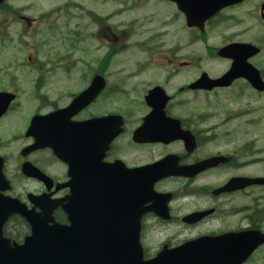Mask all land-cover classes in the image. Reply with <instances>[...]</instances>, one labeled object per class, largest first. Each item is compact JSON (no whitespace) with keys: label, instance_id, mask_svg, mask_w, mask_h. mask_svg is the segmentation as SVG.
Here are the masks:
<instances>
[{"label":"flooded vegetation","instance_id":"1","mask_svg":"<svg viewBox=\"0 0 264 264\" xmlns=\"http://www.w3.org/2000/svg\"><path fill=\"white\" fill-rule=\"evenodd\" d=\"M111 1L114 3L112 14L115 15L109 21L113 19V23L111 26H104L106 33L112 35V37L108 36L109 39L115 44L120 42V38L114 33V31L117 33V29L120 27L123 30L121 34H126L125 46L129 50L135 49L145 56L127 59L115 57L79 58V61H87L89 66L94 64L93 70L89 71V68L81 63L84 72H80L78 78L83 79L81 83L83 88L79 92L89 88L98 76L105 78L106 86L94 103L85 108L74 120L84 122L108 117L116 123L117 127L122 128V133L110 144V150L105 158L107 163L119 160L132 169L154 164L173 155L174 163L187 175H190L192 167H196V170L199 171L194 177H171L157 183L155 190L163 196L158 202L163 208L159 213H142L141 208L150 205L149 202L142 200L140 204V247L143 257L145 259L154 258L163 250L173 251L184 242L200 237L217 238L227 234L261 230L264 227V185L241 186L242 183L238 182L239 179L264 178V149L257 146L260 139L255 138L245 142V139H232L226 132L222 136L218 133L219 128L206 125L214 116L210 117L206 112V115L200 114L203 110L202 106H196L197 109L194 106L198 103L196 100L199 98L205 100L206 96L220 91L229 93L235 91L234 96H242L244 89L238 85L240 83L246 85V80L238 79L230 87L216 88L211 91L189 89L190 85L206 73L204 70L198 69V64L202 59L177 57L178 49L176 48H173V51L169 53L165 52L166 34H188L190 35L189 40L192 41L191 37L194 33L199 32L197 21L189 18L187 14L188 11H195L191 10L192 1L195 0ZM251 1L253 0H246L242 4L226 10L232 8V10H238ZM186 2H189L188 6ZM75 5L84 6L82 3H74L72 6L67 3V8L61 10L65 22L68 23L64 26L67 31L66 36H68L64 37L67 45L73 39L75 44L82 45L83 41L79 35L85 29L90 28V26L78 25L74 26L75 29H69L72 20L70 9ZM115 7H117L116 10ZM257 8L262 17L264 0L257 4ZM119 10L124 17L122 22L117 20V17L120 16ZM1 11L4 13L6 11L13 12L7 6H3ZM222 12L214 18L207 19L206 32L217 29L224 18ZM57 14L58 11H51L52 17ZM93 14L95 18L89 16L88 20L100 30L99 21L102 18L95 12ZM18 17L23 18L21 13L18 14ZM27 20L30 24L37 22L33 19ZM58 29L59 27L55 25L54 31L58 32ZM52 34L57 35V33ZM135 39L142 40L131 43L132 47L130 42ZM78 50H82L83 53L88 52L83 47H78ZM167 54L169 56L165 57ZM227 62L229 67L225 73L232 64L231 60H227ZM59 65L53 66L52 72L50 71L51 75H48L50 79L55 76L56 68ZM50 66L52 67V65ZM192 66H196L194 78L177 89L173 88L175 85L173 77L176 73ZM64 67L68 71V67ZM224 74L220 76L208 75L217 79ZM67 75L71 78L76 77V75L70 74V71ZM67 75H64L65 78L68 77ZM48 86L47 96L44 99L47 103L43 106L45 108L41 107L43 108L41 113L50 114L69 107L76 92L67 91L51 97V94L56 90L55 82L48 80ZM50 87L53 88L50 90ZM167 119L179 121L181 130L177 129L173 121L171 123L175 127L176 135L181 134L182 138L172 140L174 138H170L172 134L168 132V137L162 141H134L135 134L144 128L145 137L156 133L161 135L162 130L158 129L162 128L164 124H168ZM26 133L27 129L24 133L26 141L23 146L33 143L30 138L25 136ZM19 135L22 140V134ZM222 141L223 144H220ZM215 146H222L223 151L215 149ZM157 152L160 154L156 155ZM141 154L149 155V160L143 161ZM19 156L17 157L20 166L25 161H30L53 180L50 190L43 182L33 180L37 185L34 194L40 195L49 192L53 194V199L61 198L67 194V190L57 191L56 187L69 181L68 166L58 160L50 150L36 151L26 158ZM118 172L123 173L120 168H118ZM235 183L240 184L241 189L234 188ZM171 184L175 186H169ZM11 194L21 199L30 209L35 208L38 211V208L28 200V192L13 191ZM166 194H170V197H166ZM195 215L203 216L195 223L185 221L186 218ZM43 220H47V218H43ZM82 220L84 223L87 222L85 218ZM70 223L64 213L58 209L54 212L53 219L47 220L44 224H47L50 229L53 224L69 226ZM3 231L6 238L20 246L28 239L39 236L33 230L30 221L22 217L9 219ZM187 233L189 235H186ZM55 235L57 236V234ZM44 237L49 238L50 236L44 235ZM55 246L56 244L49 251L43 249V253L51 255L55 251ZM98 254H100V242L91 240L89 252L86 255L94 258V263H96Z\"/></svg>","mask_w":264,"mask_h":264},{"label":"rangeland","instance_id":"2","mask_svg":"<svg viewBox=\"0 0 264 264\" xmlns=\"http://www.w3.org/2000/svg\"><path fill=\"white\" fill-rule=\"evenodd\" d=\"M72 1L82 3L85 7L74 9L73 12L75 14L73 13V15H77V10L80 12L82 10H94L96 13L102 15H110L114 9V5L110 0H23L19 3L28 8L25 10V15L37 18L50 9H58L60 8L58 7L59 5L71 3ZM262 1L263 0H253L249 2L250 4H246L245 7L226 12L224 14L226 20H223L217 29L211 30L210 33H206L205 38L199 39L198 37L200 34H198L197 42L195 43L189 41L188 34L181 33L175 37H173V35H166V51L174 47L180 48L177 57L183 59H202L198 64L199 69L204 70L212 76H220L225 73L229 64L227 61L219 59L217 53H212L211 56L209 48L220 49L231 42L252 43L261 47L263 50L259 56L253 58L252 63L260 70H264V20L261 19V14L257 8V4H260ZM57 19H59V21H57V26H59L57 35L54 36L47 25H41L38 28L39 34L36 40L27 37L20 38L28 43L27 51L17 43L19 33L23 31L21 28L22 26L19 24L6 25L5 36L2 37L7 39V42L4 45L0 42V91L11 92L16 91L18 88L21 98H25L24 102L27 103L28 97H26V94L31 90L37 92L38 89L39 92H37V94H43L42 99H46L49 89L46 83L48 80H53L55 86L57 85L56 87L54 86L56 90L51 94V97L67 91L75 93L83 88L78 78V68H75L71 72V74H75L76 77L71 78L66 74L68 77L65 78L61 65H59L62 63L61 57L68 55L67 57L74 59L98 57V54L95 53L92 55L89 53L86 55L82 50H78V45L74 48L67 45L64 37L67 38L68 36H66L67 31L64 29V26L68 25V23L65 22L63 13H60ZM123 20L124 17L118 18V21ZM74 25H80L75 18L70 22L69 29H75ZM137 40L140 41L142 39H135L130 43H135ZM92 44L97 43L92 42ZM99 53L100 56H104L107 53V49L102 48ZM27 56L32 57V60L29 62L33 63L34 66H41L40 63H44V69H50V64L53 66L59 65L56 68L55 76L50 79L48 75L50 76L52 71L49 72L50 74L48 72L44 73L42 68L45 79L37 88L35 86V89H32L31 81H34L33 76H30L29 72L22 68V64L25 62ZM115 56L119 59H127L145 55L141 54L139 51L130 52L123 50ZM165 57L168 56L166 55ZM34 58L36 60H34ZM51 59L54 61L53 64ZM195 67L196 66L189 67L176 73L173 77V82L175 84L173 88L177 89L181 87L182 84L190 82L196 74L194 73ZM238 87L244 89V95L236 97L234 96L235 91H231L230 93L227 91H220L206 96L205 100L204 98H199L196 100L198 103L194 104V106L195 108L196 106H202L203 110L200 114L206 112L208 115L215 116L210 120L211 123L208 126L222 124L221 129L218 130V133L222 136L226 132L230 134L232 139H245V142L258 138L260 140L257 146L264 149V94L258 95L254 93L251 88H248V86L243 83H240ZM52 88L53 87H50V90ZM202 96L204 97V95ZM33 108L35 109L36 107L33 105ZM31 113L32 109L28 107L27 109L17 112H9L0 120V144L5 146L0 149V152H8L11 160L12 173L16 171L15 152L23 145L22 141L15 139V136L19 135L26 127V121L30 118ZM254 123L260 124L255 125ZM19 138H21L20 135ZM220 144H223V141L220 142ZM214 148L223 151L222 146H215ZM159 154V152L156 153V155ZM141 158L143 161H148L149 155L141 154ZM16 184L23 187V189L32 191L37 187L33 182L26 183L22 180L21 182L17 181ZM169 186L173 187L175 185L171 184ZM186 235L189 234L187 233ZM246 264H264V248L258 250L250 263Z\"/></svg>","mask_w":264,"mask_h":264},{"label":"water","instance_id":"3","mask_svg":"<svg viewBox=\"0 0 264 264\" xmlns=\"http://www.w3.org/2000/svg\"><path fill=\"white\" fill-rule=\"evenodd\" d=\"M242 0H212L213 3L216 4L218 10L219 8H223L229 4H234L241 2ZM187 6L189 2H186ZM259 53V50L251 45L246 44H232L225 48L219 50L218 55L223 58H231L234 60L233 67L229 73H227L223 78L218 81H213V86H226L229 85L233 79L235 78H246L254 88L264 91V83L261 79V74L257 71L253 66L248 64V59L255 56ZM209 79L204 76L203 79L200 81L199 85L196 87H200L201 84L203 88H210L207 84H204ZM85 96V95H84ZM12 98H9L11 100ZM10 101H2L0 103V117H2L6 112ZM47 117H44L46 121ZM36 126L39 133H45L47 124H37L36 121L33 122L30 131ZM67 151L64 153H59L60 158H62L65 162L70 165V174L72 176L71 180V187H72V195L68 199L69 204L67 205V209L71 218L75 219L74 225L77 227L80 226L79 219L81 218L80 207L83 212L91 211L92 203V196L88 195L87 202L89 205L82 206V201L84 196L89 193L88 187L96 188L105 187L106 184L112 186V177L109 176V167L101 165L100 163L90 161V158L87 156V150L84 153L81 152L80 147H76L75 151H73L69 145H66ZM85 154V158L82 159L81 155ZM3 159L0 158V190H7L10 189V184L4 177L2 170H3ZM111 172H113L110 169ZM23 173L30 177H36L41 180L45 178L41 176L40 172L35 168L31 167L29 164H25L23 167ZM148 181V179L146 180ZM262 182V181H261ZM140 184V183H138ZM153 181H149V188L151 190ZM143 186V184H141ZM150 191V195H151ZM41 200V199H40ZM38 200V201H40ZM63 201H61L62 204ZM64 207V205H63ZM24 208L17 200H12L10 198H4L0 196V228L4 225L5 221L13 216L16 213H22ZM125 215V214H124ZM99 234L101 238V253H100V264H142L141 262V255L139 254L138 257L127 253L125 248L121 247V231L118 232V251L115 252L114 244H115V232L113 230L112 225L108 224H99ZM136 226H130V231L135 232ZM137 235V229H136ZM234 238V237H233ZM78 239V237H77ZM223 239V237H220ZM219 239V240H220ZM4 241V239H1ZM200 239L199 241H201ZM206 240V239H204ZM6 244L7 252L5 253V264H20V260L22 259V264H39V259L42 258L40 255H44L45 253L39 254H32L28 256L30 252L25 251L22 252V249L15 248L10 249L9 242L4 241ZM128 242V241H127ZM197 242L191 243L187 246V249L181 252L178 255L176 263L173 262L172 264H238L237 262L240 260L239 258H234L227 255V251H230L225 246L226 249L224 252H213L208 251L212 248L210 243L203 242L201 246H203L206 250L200 249L195 251L196 247L195 244ZM250 247L247 248V254L251 252L253 249L257 248L259 245L264 243V235L258 236L255 239L249 240ZM247 243V244H248ZM129 244V243H128ZM117 253V254H116ZM136 255V254H135ZM119 257L118 261H113L111 258ZM20 258V259H19ZM167 260L169 262L167 263ZM46 264H52L51 258L49 257L48 262ZM54 264H74L73 263V256L69 253L64 256L60 255ZM145 264H171V258H166L164 261L162 260H154L145 262Z\"/></svg>","mask_w":264,"mask_h":264}]
</instances>
